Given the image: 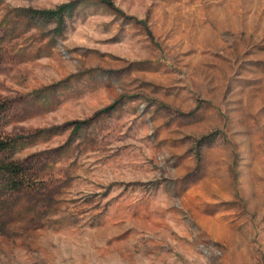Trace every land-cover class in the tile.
I'll return each instance as SVG.
<instances>
[{"label": "rangeland", "instance_id": "374dc122", "mask_svg": "<svg viewBox=\"0 0 264 264\" xmlns=\"http://www.w3.org/2000/svg\"><path fill=\"white\" fill-rule=\"evenodd\" d=\"M0 142V264H264V0H0Z\"/></svg>", "mask_w": 264, "mask_h": 264}, {"label": "trees", "instance_id": "16d2710c", "mask_svg": "<svg viewBox=\"0 0 264 264\" xmlns=\"http://www.w3.org/2000/svg\"><path fill=\"white\" fill-rule=\"evenodd\" d=\"M74 6L73 4H67L58 7L55 11H44L41 12L40 15L45 20H52L57 24L58 29H60L64 24V17L69 16L71 14V11L73 10ZM4 148V145L2 142H0V150ZM19 169L16 167H11L10 172L13 177H16L18 174ZM16 182V181H13Z\"/></svg>", "mask_w": 264, "mask_h": 264}]
</instances>
